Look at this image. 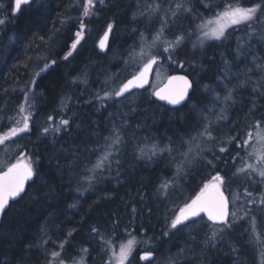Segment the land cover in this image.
Here are the masks:
<instances>
[{
    "label": "trees",
    "instance_id": "trees-1",
    "mask_svg": "<svg viewBox=\"0 0 264 264\" xmlns=\"http://www.w3.org/2000/svg\"><path fill=\"white\" fill-rule=\"evenodd\" d=\"M158 2L163 8L150 12ZM182 3L191 11L180 13L179 18L169 12L164 38L195 33L186 49L194 54L176 57L184 61L183 68L164 56L154 65L153 74L159 70L166 77L185 74L194 82L195 90L182 107L170 109L156 102L150 89L132 92L116 102L96 99L98 93L103 96L143 67L146 58L141 48L147 50L164 24L169 0H105L103 5L97 0L90 18L81 15L82 0H35L16 17L11 15L10 0H0V18L6 14L8 19L6 26H0V136L11 127H22V123H16L22 115H33L28 132L0 144V160L8 161L0 170L16 163L21 152L35 161L33 167L38 169L34 182L27 186L29 193H35V202L26 203V197L3 214L0 264H57L58 259L64 264H81V259L82 264H115L120 245L133 237L132 264H264V207L260 204L264 178L258 172L244 175L237 171L247 161L264 168L254 155L256 133L264 131V122L257 127V121L264 117V70L257 68L264 62V12H259L250 24L229 28L227 39L207 40L203 47L192 48L199 35L198 26L216 11L232 5L249 8L262 0ZM68 17L74 19L62 25L61 20ZM80 19L87 24L85 38L73 57L64 61L62 57L75 38ZM109 22L114 23L115 33L108 38L110 46L101 51L98 42ZM159 50L163 51V45ZM38 56L58 63L35 77L44 65ZM34 77L31 90L35 96L28 101L34 108L21 114L24 91L30 89ZM205 85L214 91L206 92ZM228 89L233 91L232 99L216 103L209 113L214 97L219 94L223 98ZM62 97L67 107L61 109ZM222 108L225 118L218 120ZM201 109H205L204 115ZM49 115H53L54 123L70 118V127L55 136L42 137L40 129L48 126ZM206 122H212L214 139L201 145L206 149L203 159L187 168L186 174L177 176V165L183 164L189 137L197 136ZM114 125L122 128L124 143L113 154L111 172H105L104 178L88 189L87 180L82 179L85 163L96 162L100 153L91 150L104 145V137ZM244 140L249 141L248 145L238 148ZM182 141L185 143L180 147ZM154 145L174 151L171 155L157 152L148 159L155 151ZM221 146L226 147L224 153L219 151ZM142 152L145 158L138 159ZM232 157L237 159L233 161ZM207 160L215 166L208 165ZM117 171L121 173L118 179ZM217 171L226 179L224 193L230 210L237 211L236 218L229 217L230 226L224 227L214 243H205L213 227L202 216L172 238L163 237L165 214L171 217ZM165 180L174 181L176 186L167 198L157 192ZM78 187L88 190L81 196ZM246 189L252 196H245ZM233 196L239 198L232 202ZM249 200L254 202L249 204ZM73 203L76 207H69ZM114 222L119 223L115 233ZM41 225H46L47 235L41 232ZM94 226L100 229L104 242L92 232ZM61 242H65L63 250ZM54 251L60 252L59 258L52 257ZM146 252H151L153 258L143 263L140 256Z\"/></svg>",
    "mask_w": 264,
    "mask_h": 264
},
{
    "label": "snow or ice",
    "instance_id": "snow-or-ice-1",
    "mask_svg": "<svg viewBox=\"0 0 264 264\" xmlns=\"http://www.w3.org/2000/svg\"><path fill=\"white\" fill-rule=\"evenodd\" d=\"M35 0H10L11 3V15L16 17L22 10L25 5H30L34 3ZM97 0H82V17L90 18L92 15L95 14L96 8L95 5ZM98 3L103 5L105 0H98ZM175 3V9H172V4ZM206 7H210V5H205ZM2 7V6H0ZM163 8V3L158 2L156 7L150 8V12H157ZM191 9L184 7V3L176 2V0H169V8L168 12L165 13V21L162 24L161 29L157 32V34L153 37L151 44L147 46V50L145 48H141V55L143 58H146V62L143 63V67L135 74L132 75L130 79H126V81L120 83L118 86L113 87L112 89L105 91L103 96L99 93L96 96L98 101H106V100H113L116 102L118 98H124L126 94L130 93V90L134 87H143V84L146 82V78L148 73L152 70L153 65L158 64L159 60L167 56V59L173 63L178 64L179 67H184V61H178L176 57L178 56H187L194 54L189 53L186 51L187 49V42L192 39L195 33H182L175 36L174 39H165L164 38V31L165 25L167 24V16L168 13H171V16L174 18H179L180 13H188ZM264 12V0L262 3L255 4L253 7L250 8H227L225 11L218 14L215 21H208L205 24L198 26L199 35H196L195 40L192 43V48L195 49L197 46L203 47L205 41L207 40H216V41H223L227 39V33L225 29L232 25H241V24H250V22L254 18H258V13ZM73 17H68L64 20H61V24H65L70 22ZM8 23L7 15L5 14L4 18H0V26H6ZM215 25V26H214ZM87 31V24L85 23L84 19H80L79 27L77 31L74 33V39L68 45V51L62 57L64 61H69L71 57H73L74 53L78 51V46H81L82 40L85 38V33ZM115 33V26L114 23L109 22L107 23L106 29L101 37L100 41L98 42V47L101 51H105L110 45L108 43V38L110 35H114ZM43 39V38H42ZM51 39V37H50ZM142 41H143V34H142ZM47 43V42H45ZM163 45V51L161 52L160 46ZM155 49V51H152ZM238 51H242V48L238 46ZM133 55V53H130ZM38 60L43 59L44 65L43 68L39 69V72L35 74V77H38L40 73H45L50 68L58 63L57 60L52 59L49 60L47 57H37ZM253 60L255 61L256 58L254 57ZM128 64V61H125ZM257 68L264 70V62L258 63ZM35 77L33 78V83H35ZM79 79L78 77L73 78V83ZM218 81L221 83L223 82L220 77H218ZM175 83L178 86L172 87L171 85ZM243 83V82H242ZM205 91L210 92L214 91L213 89L209 88L208 85H205ZM227 88V85H224ZM261 87H264V82L261 83ZM194 89V82L189 81L186 76H177V77H170L169 78V85L165 86L164 88H159L153 95L156 96L159 100H165L170 105H182L183 102H186L187 99H190L189 90ZM255 90V89H254ZM35 93L32 92L31 89L24 91L25 101L21 103L19 106V113L23 114L28 109L34 108V104L28 103L30 98H33ZM233 97L232 89H228V93L226 96L221 98L219 94L214 97V101L212 106L207 109L209 113H211L212 108L215 107L216 103H225L231 100ZM27 105V107H26ZM61 109L67 107L65 99L61 98ZM195 108V105H193ZM205 109L200 110V114L204 115ZM225 109H221V115L218 117L219 119H224L223 113ZM11 119V118H10ZM33 119V115L31 113L27 115H22L20 119H17V125L22 123V127L15 126L8 129L2 136H0V144L4 141L9 140L12 137H17L20 133L28 132L30 129V120ZM205 119H207L205 117ZM48 126L42 127L40 129V135L42 137H47L49 134L55 136V134L61 132L62 130H66L70 127V118H61L58 123H54L53 115H49L47 117ZM264 122V117H261L260 121H257V127L259 129V125ZM212 122H206L203 125L201 131L198 132L197 136L189 137L188 149L184 152L183 155V164L177 165V176L186 174V169L190 168L193 163H199L200 160L203 159V153L206 149L202 148L201 145L206 141H212L213 138V130L211 126ZM32 126H35L34 123ZM122 128L118 126H113L110 134L104 137V145L98 146L95 149H92L93 152H99L100 155L98 156L95 163L86 162L85 168L82 173V179L87 180L88 182V189H91L94 184L99 183L101 179L104 178V173L111 172L112 164H113V154L119 152L120 145L124 143V139L122 136ZM249 139H251V133L248 134ZM259 139L264 145V131H258ZM199 138L200 142L196 143L197 139ZM206 138V139H205ZM184 141L181 142L180 147L184 146ZM249 141L244 140L242 143H238L237 147L242 148L245 145H248ZM195 145V147H193ZM155 151H153L150 155H148V159H151L152 156H155L157 152L163 153L165 151L171 155L174 151L173 148H158V146H153ZM219 151L224 153L226 151V147L221 146L219 147ZM34 155V154H33ZM239 155V154H237ZM145 155L141 154L138 159H144ZM214 159H220L218 156H214ZM233 161L237 159V157H232ZM257 160L259 163L264 164V156H258ZM27 161V162H25ZM35 161L29 159L24 152L20 153V159L17 160L16 163L11 164L7 167L6 171L0 170V214H3L7 211L9 207L13 204H19L21 201H25V198L28 197L29 201L26 203L35 202V193H29L26 187L28 181H32L33 177L38 174V169L33 167ZM117 168L122 167L120 161L117 159L115 160ZM4 164V161L0 160V167ZM89 164L91 166L89 167ZM208 165H212L213 161L207 160ZM246 169L251 170L252 172H258L259 176L264 178V168L258 169L255 165L247 164L245 168H240L238 172H244ZM121 173L117 171L116 177L117 179ZM34 182V181H33ZM175 182L174 181H163L160 187L157 189V192L160 195H163L167 198L169 190H175ZM227 187L226 179L223 175L220 174L219 171L216 172L215 175L212 176L211 180L205 182L203 187L200 188L199 192L195 194V196L191 197L182 206L179 207V210L174 212L171 217L168 214H165L162 236L167 238H172L177 232H181L184 229L189 228L190 225L196 223V218L203 219L201 214L207 216V220L211 222L213 227V231L211 236L205 241V243L215 242L219 235H222L223 229L226 226H230V221L228 217L231 215L233 218L237 217V211H233L229 213L228 205H229V198L224 195V190ZM88 189H81L77 188V192L79 195H83L85 191ZM163 190V191H161ZM264 195V194H262ZM245 196H252V192L245 190ZM238 196L232 197V202H235L238 199ZM249 204L253 203L254 201L249 200L247 201ZM260 204L264 207V199H261ZM25 205L21 204L23 208ZM69 207H76V204H70ZM136 209H133L135 213ZM216 226H219L217 228ZM119 227L118 222H114L113 232L115 233V229ZM41 232L44 235H47L46 225H41ZM92 232L94 234L100 235L101 240L103 241V234H101L100 229L98 227H93ZM71 232H69V236H71ZM64 243H60V248L63 250ZM136 243L135 237L129 239L126 244L120 245V251L118 255L119 264H125V261L128 264H132V260L129 259L132 256L133 245ZM83 252H87V249H83ZM52 257L59 258L60 252H52ZM115 255V253H114ZM151 256V252H146L144 255L140 256L141 261L148 260ZM111 259V258H110ZM49 264H52L50 261ZM57 264H64L63 259H58ZM82 264V259H81Z\"/></svg>",
    "mask_w": 264,
    "mask_h": 264
},
{
    "label": "water",
    "instance_id": "water-1",
    "mask_svg": "<svg viewBox=\"0 0 264 264\" xmlns=\"http://www.w3.org/2000/svg\"><path fill=\"white\" fill-rule=\"evenodd\" d=\"M153 72H154V65H153L152 70L148 73L147 78H146V82L143 84V87H134L133 89L130 90V93H132V92H136V91H144V90L148 89V88L150 87V85H151V80H152ZM177 76H186V77L189 79V81H191L190 78H189L187 75H185V74H182V73H172V74L168 75V76L166 77V79L164 80V82H163L160 86H158L157 88H155L153 92H155V91L158 90L159 88H164L165 86H168V85H169V78H170V77H177ZM33 85H34V83H33V80H32V81H31V85H30V89H32ZM171 86H172V87H177L178 85L175 84V83H173ZM192 91H193V90L190 89V90H189V93L191 94ZM130 93H128V94H130ZM128 94H126V95H128ZM152 96H153V98H154V100H155L156 102H158L159 104H162V105H164V106H166V107H168V108H170V109H177V108H180V107H182V106L187 102V100H188V99H187L186 102H183L182 105H175V106H173V105L168 104L167 101H165V100H159L156 96L153 95V93H152ZM6 170H7V168L3 169V171H6ZM33 180H34V177H33ZM33 180H32V181H28L27 184H26V187H27L30 183H32ZM224 195H225V193H224ZM225 196H226V195H225ZM228 211H229V213H230V205H228ZM3 214H4V213H3ZM3 214H0V222H1V220H2ZM201 216H205V217L207 218V216L204 215L203 213L201 214ZM198 218H199V217H198ZM228 219H229V217H228ZM144 254H145V253H144ZM144 254H142V255H144ZM152 258H153V254H151V256L149 257L148 260H145V261H142V262H143V263H146V262L152 260Z\"/></svg>",
    "mask_w": 264,
    "mask_h": 264
},
{
    "label": "rangeland",
    "instance_id": "rangeland-1",
    "mask_svg": "<svg viewBox=\"0 0 264 264\" xmlns=\"http://www.w3.org/2000/svg\"><path fill=\"white\" fill-rule=\"evenodd\" d=\"M178 1H179V0H178ZM180 1H181V2H185V1H187V0H180ZM235 7H239V6H236V5L233 6V5H232V6L226 7L225 9H222L221 11H216V12H215L210 18H208L207 20H205L202 24H205V23H207L208 21H215L219 13L225 11L227 8H235ZM240 8H245V7H240ZM249 8H250V7H249ZM214 26H215V25H214ZM234 26H237V25H232V26L228 27L227 29H225V31H227L229 28L234 27ZM100 39H101V38H100ZM99 41H100V40H99ZM165 79H166L165 74H163V72L160 71V70L157 71L156 73L153 74V77H152V83H151V86H150L148 89H150V91L153 93L154 89L157 88L158 86H160V85L164 82ZM254 140H255V143H257V144H256V145H257V149L254 151V155H255V157H256V156H261L262 148H264V145H262V142H261V140L259 139V136H258L257 133H256V138H254ZM256 154H257V155H256ZM7 162H8V161H7ZM7 162H6V163H7ZM6 163L4 162V165H5ZM247 164H252V165H253V163H252L251 161H247L246 163L243 164V166H242L241 168H245V166H246ZM251 172H252L251 170L246 169L243 173H244V175H248V174L251 173ZM115 264H119L118 258H117V261H116Z\"/></svg>",
    "mask_w": 264,
    "mask_h": 264
}]
</instances>
